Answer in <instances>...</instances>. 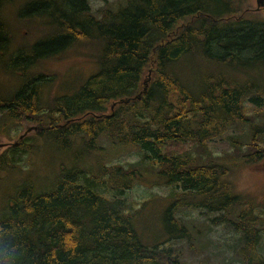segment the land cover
Wrapping results in <instances>:
<instances>
[{
	"label": "trees",
	"instance_id": "1",
	"mask_svg": "<svg viewBox=\"0 0 264 264\" xmlns=\"http://www.w3.org/2000/svg\"><path fill=\"white\" fill-rule=\"evenodd\" d=\"M13 1L17 0H0V76L7 70L11 76L13 71L20 86L6 95L0 79V109L6 112L8 125L10 116L16 124L30 119L38 126L31 138L18 137L6 149L0 156V170L17 167L24 155L32 158L39 150L35 142L41 145L37 136H44L64 153L70 150L71 139L77 146H87L88 151L100 147L101 140L106 139L113 147L130 145L144 151L165 177V184L181 191L171 194L172 201L163 213L168 234L150 246L138 232L133 215L124 210V200H109L100 193L104 180L97 175L91 180L82 165L63 166L44 191H38L35 176L28 175L7 197L0 213V262L158 264L162 260L179 264L180 258L183 264L178 252L175 258L171 247L164 248L166 240L169 243L172 238L188 237V225L176 217L183 208L227 212L213 218L214 223H229L232 227L240 223L235 230L255 251L264 218H259L254 200H244L236 190L231 165L213 161V155L209 160L202 158L188 148H181L179 153L165 148L170 142L184 141L191 142L192 147L208 145L219 130L248 119L244 98L255 87L235 84V78L222 72L235 67L236 61H257L261 63L247 70H255V75L262 77L264 19L244 17L245 0H122L115 7L103 8L99 17L92 12L89 0H22L25 12L47 18L48 33L57 29L52 19L62 30L40 39L30 49H18L9 55L12 28L3 19L2 10ZM96 41L101 47L95 56L86 54V49L76 50L84 60L87 56L95 62V57L98 70L83 84L82 80L78 82L82 86L76 93L56 91L58 95L43 102L44 84L51 75L52 79L58 74L45 66L40 71L31 66L38 67L45 58L78 42L86 45ZM68 42L75 43L66 46ZM200 63L205 64L204 68L217 64L221 73L200 72ZM189 65L191 81L183 74ZM262 91L259 88L257 92ZM127 96L129 102L114 105L113 100ZM254 101L257 107L264 106L263 100ZM238 137L231 135L235 149L239 148ZM263 138L264 124L260 121L254 140L247 146L249 162L258 164L264 157L260 147ZM102 161L97 159L96 167L109 174L110 184H120L117 189L123 186L122 192L142 175L141 162L125 168L121 164L106 166ZM238 208L242 209L236 217L239 220L228 218ZM249 258L242 259V263L263 264L256 262L260 255L251 262Z\"/></svg>",
	"mask_w": 264,
	"mask_h": 264
},
{
	"label": "rangeland",
	"instance_id": "2",
	"mask_svg": "<svg viewBox=\"0 0 264 264\" xmlns=\"http://www.w3.org/2000/svg\"><path fill=\"white\" fill-rule=\"evenodd\" d=\"M244 1V0H243ZM122 0H89V5L92 12L99 17L103 8L111 5L117 6ZM23 1H13L4 6L2 10L3 19L8 22L12 28V46L9 51V55L14 54L18 49H27L39 41L38 38H45L46 36H52L58 34L62 29L58 22L54 19L51 21L56 25L57 29L50 31L47 18L40 17L34 13H27L22 9ZM245 4L251 8L256 7V0H245ZM259 17H264V12L259 11ZM258 13L253 12L247 15L248 18H253ZM92 33V32H91ZM93 34V33H92ZM34 42V43H33ZM75 42H68L66 46L73 45ZM79 45L71 46L67 49H60L53 56L47 57L43 62L39 63L38 67L32 65L31 68L35 71L43 70L44 66L47 71L57 73L58 78L51 77L42 88V101L56 96V91L59 93H76L90 75L95 73L99 67L96 64V58L92 62L85 54V60L82 58L79 51L76 48L86 49V54L89 56H95L98 54V48L101 47L100 42L86 44L78 42ZM103 45V44H102ZM9 45H6V50ZM30 49V48H28ZM65 49V50H64ZM248 63V64H247ZM247 63L239 64L233 62V67L229 71L222 72L228 77L235 78V82L244 84L246 81L247 72H252L250 75L254 76L255 70H247L252 68L253 64H257V61H248ZM264 63V62H263ZM187 65V64H186ZM183 65V67H186ZM209 68H204L205 64L200 63V72L209 70L215 75L221 73L219 66L216 64H209ZM30 67V66H29ZM96 67L97 69L81 77H76L82 72H86L89 69ZM190 65L183 73L185 78H190L189 72ZM40 69V70H39ZM13 70V68H12ZM11 76L8 70L0 76L2 81V89L6 95H11L20 86V79L13 74ZM263 76V72L260 73ZM82 80V83L78 85V82ZM234 81V80H233ZM54 82V83H53ZM61 83V85H59ZM236 84V83H235ZM52 86H56L53 90ZM77 89V91H76ZM75 90V91H74ZM45 93V95H44ZM246 110L248 119L239 125H230L225 130H219L220 133L212 136L208 142V149L212 152V155L217 161H226L231 165L232 178L235 184L236 190L242 195L244 200L253 199L258 209L257 212H262L264 216V169L254 162H249L246 156L249 137L254 129V126L261 121L264 124V120H260L259 112H264V106L259 108L258 111L255 107L246 101ZM110 110H106V113H110ZM35 113V112H34ZM35 115H39L38 112ZM6 112L0 109V156L10 146L11 142H14L20 134L31 138L36 134L35 121L30 119H24L21 124H16L15 121L8 116L9 125L6 122ZM236 128V131H234ZM237 134L239 148H233L231 141V135ZM88 139V138H86ZM33 139H30V142ZM35 146L39 148L37 153L31 158L28 155L22 156V160L18 162L17 167H8L5 170H0V213L6 205L7 197L13 195L22 182L28 175H34V182L38 191H44L49 189L50 185L56 180L59 172L63 166L72 167L77 163L79 166H83L87 169L85 174L88 175L91 180L94 181L93 176L97 175L104 182L100 183V193H102L109 200L122 198L126 204L123 208L125 211L130 212L133 215V219L138 228V232L142 236L144 242L150 246H154L155 243H160L167 233L163 224V213L171 203V194L181 191V188L171 187L165 184L163 181L165 177L161 175L152 165L151 160L146 158L145 152L139 150L130 145H118L113 147L112 144L106 139H102L100 147L97 146L94 149L88 151L87 146H77L71 139L70 150L66 153L58 150V147L53 143L47 142L44 136H37ZM97 142V141H96ZM197 144L191 142H170L165 148L169 151L176 153L182 152L181 148H188L191 151H195L194 147ZM261 147L264 148V138L261 142ZM44 149V151H43ZM78 156V158L75 157ZM211 156H207L205 159H210ZM97 159H102L106 166H115V164H121L125 168L131 167L132 164L141 162L143 174L134 182L131 183L129 189L121 191L123 186L117 189L110 184V176L107 172H101L100 166L96 167ZM150 160V161H149ZM5 166H8L6 162ZM29 169V170H28ZM231 177V176H230ZM122 192V193H121ZM242 213V209L238 208L228 214V218L233 220H239ZM220 214H227V212L211 213L206 211H199V209L183 208L176 214L182 222L188 225L189 234L188 237L182 239L166 240L165 249L171 247V254L174 256L176 252L180 254L183 264H243L240 261V254L248 253V248L245 246L244 237L241 233L235 230L236 223L232 227L229 223L215 224L213 218L220 216ZM259 216L263 220L262 216ZM164 228V229H163ZM168 237V235H167ZM169 246V247H168ZM158 249L162 250L163 245H158ZM256 252L264 253V229L261 231L260 242L256 247ZM177 258L176 256H174ZM179 264H181L180 258ZM261 262V261H257ZM158 264H167L160 260Z\"/></svg>",
	"mask_w": 264,
	"mask_h": 264
},
{
	"label": "water",
	"instance_id": "3",
	"mask_svg": "<svg viewBox=\"0 0 264 264\" xmlns=\"http://www.w3.org/2000/svg\"><path fill=\"white\" fill-rule=\"evenodd\" d=\"M259 6H264V0H257ZM263 167H264V162H263Z\"/></svg>",
	"mask_w": 264,
	"mask_h": 264
},
{
	"label": "clouds",
	"instance_id": "4",
	"mask_svg": "<svg viewBox=\"0 0 264 264\" xmlns=\"http://www.w3.org/2000/svg\"><path fill=\"white\" fill-rule=\"evenodd\" d=\"M0 264H2V262H0Z\"/></svg>",
	"mask_w": 264,
	"mask_h": 264
},
{
	"label": "bare ground",
	"instance_id": "5",
	"mask_svg": "<svg viewBox=\"0 0 264 264\" xmlns=\"http://www.w3.org/2000/svg\"><path fill=\"white\" fill-rule=\"evenodd\" d=\"M18 1V0H17ZM28 70V69H27Z\"/></svg>",
	"mask_w": 264,
	"mask_h": 264
}]
</instances>
